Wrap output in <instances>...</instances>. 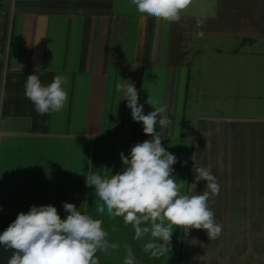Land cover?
<instances>
[{
    "label": "crops",
    "instance_id": "crops-1",
    "mask_svg": "<svg viewBox=\"0 0 264 264\" xmlns=\"http://www.w3.org/2000/svg\"><path fill=\"white\" fill-rule=\"evenodd\" d=\"M37 65L44 85L68 78L60 112L39 115L25 96ZM131 82L145 114L149 96L166 106L170 123L157 131L183 193L206 190L192 184L194 160L216 177L217 239L174 227L154 258L143 251L150 237L134 240L121 217L96 212L86 177L121 172L120 153L151 139L116 92ZM64 203L101 219L117 245L96 253L99 264H124L126 246L136 264H264V0H193L179 24L143 16L130 0H0V233L32 206L65 219ZM12 254L0 245V264Z\"/></svg>",
    "mask_w": 264,
    "mask_h": 264
},
{
    "label": "clouds",
    "instance_id": "clouds-1",
    "mask_svg": "<svg viewBox=\"0 0 264 264\" xmlns=\"http://www.w3.org/2000/svg\"><path fill=\"white\" fill-rule=\"evenodd\" d=\"M192 2L130 0L137 13L177 24ZM203 26L204 20L197 18L196 27ZM197 35L204 33L199 31ZM39 72L37 65L34 74L27 76L26 98L39 115L60 112L68 101L67 76L57 74L50 84L44 85ZM116 92H124L133 120L142 123L144 134L151 139L136 143L129 155L120 153L125 166L121 172L113 175L104 167L86 177L87 186L95 189L96 212L112 218L121 217L123 223L134 230V240L150 237L143 251L154 258L170 249L174 227L187 231L203 229L208 239H217L222 226L208 206L209 199L220 192L216 177L194 160L192 171L196 175L192 184L196 186L204 180L206 190L202 194H184L183 183H178L173 175L177 157L162 146V136L157 131L158 125L165 127L170 123L166 106L149 96L146 103L154 110L145 114L144 106L139 103V92L132 82L127 86L118 83ZM63 208L68 213L65 219L53 205L32 206L27 213L17 215L0 233V245L13 250L8 264H99L98 251L107 253L117 247L109 241L101 219L82 214L72 203H64ZM126 247L124 264H136L133 250Z\"/></svg>",
    "mask_w": 264,
    "mask_h": 264
}]
</instances>
